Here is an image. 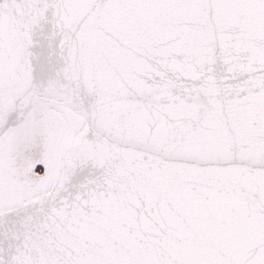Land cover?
Listing matches in <instances>:
<instances>
[{
	"label": "snow or ice",
	"instance_id": "obj_1",
	"mask_svg": "<svg viewBox=\"0 0 264 264\" xmlns=\"http://www.w3.org/2000/svg\"><path fill=\"white\" fill-rule=\"evenodd\" d=\"M0 264H264V0H0Z\"/></svg>",
	"mask_w": 264,
	"mask_h": 264
}]
</instances>
